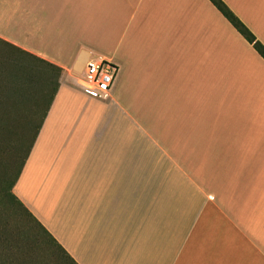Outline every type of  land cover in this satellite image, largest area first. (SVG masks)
Listing matches in <instances>:
<instances>
[{
  "label": "crops",
  "instance_id": "0c3cea01",
  "mask_svg": "<svg viewBox=\"0 0 264 264\" xmlns=\"http://www.w3.org/2000/svg\"><path fill=\"white\" fill-rule=\"evenodd\" d=\"M224 1L264 43V0ZM7 5L0 42L62 69L14 192L75 262L264 264V58L212 1Z\"/></svg>",
  "mask_w": 264,
  "mask_h": 264
},
{
  "label": "rangeland",
  "instance_id": "374dc122",
  "mask_svg": "<svg viewBox=\"0 0 264 264\" xmlns=\"http://www.w3.org/2000/svg\"><path fill=\"white\" fill-rule=\"evenodd\" d=\"M13 7L17 8L14 13L20 18L22 11L15 4ZM10 9L11 5L1 9L0 16L9 14ZM21 63L25 64L28 70H23ZM43 79L46 80L42 83L45 86L39 83ZM33 80H36V83ZM56 83L55 70L0 42V115L4 117V123L0 125V223L7 224L15 235H23L24 241H27L30 247V254L38 264L72 263L42 234L34 222L26 218L25 213L16 204L5 201L3 191L5 182L14 175L18 166L17 156L25 154L33 137L35 129L32 126L40 121L41 114L35 111L46 106ZM38 96L44 97V100L38 99ZM0 257L10 259L12 264H24L18 253L4 251L1 246Z\"/></svg>",
  "mask_w": 264,
  "mask_h": 264
},
{
  "label": "trees",
  "instance_id": "16d2710c",
  "mask_svg": "<svg viewBox=\"0 0 264 264\" xmlns=\"http://www.w3.org/2000/svg\"><path fill=\"white\" fill-rule=\"evenodd\" d=\"M212 3L221 11V13L232 23V25L246 38L248 42H250L253 47L258 51V53L264 58V43L257 38V36L254 34V32L242 21V19L228 6V4L224 0H211ZM8 46L12 47L13 49L17 50L18 52L30 57L33 60H36L42 64L48 65L49 68L53 69L57 73V83L55 86V89L50 97V100L47 102L46 106H43L42 110H36L35 113L41 114L40 121L35 125L32 126L35 131H33V137L30 141V143L27 145L26 152L24 155H18L17 156V162L18 166L15 170L14 175L11 176V178L6 181V186L4 188L3 197H5V201L7 203H13L16 204L24 213L26 218L31 220L35 223L46 237L50 240V242L58 249V251L64 255V257L69 260L72 264H77L75 260L66 252V250L62 247V245L54 238V236L47 230V228L37 219V217L26 207V205L21 201V199L16 195L14 192V187L18 181V178L22 172V169L25 165V162L32 150V147L34 145V142L38 136V133L42 127L43 121L46 117L47 110L49 109L51 102L53 100V97L58 89L59 86V77L61 75V68L43 58H40L32 53H29L27 51L21 50L18 47L12 46L11 44H8ZM22 67L23 70H28L27 67H25L23 63ZM6 65V64H5ZM31 73L32 70H29ZM32 76V75H31ZM45 77V75H42ZM12 77V76H8ZM36 81V80H35ZM34 80L33 82L36 83ZM46 80L43 79V81L39 82L42 86V83H44ZM44 100V97L38 96V99ZM42 106V105H39ZM4 123V117L0 115V125ZM15 235L13 231H11L6 225H2L0 223V246L4 251L12 252V253H18L20 257H22L24 264H30L31 262L33 264H38V261L34 258L33 255L30 253V247L28 245L27 241H24L23 235L16 233ZM0 264H12L11 260L5 259L0 257Z\"/></svg>",
  "mask_w": 264,
  "mask_h": 264
},
{
  "label": "built area",
  "instance_id": "2783aa9c",
  "mask_svg": "<svg viewBox=\"0 0 264 264\" xmlns=\"http://www.w3.org/2000/svg\"><path fill=\"white\" fill-rule=\"evenodd\" d=\"M117 65L102 55L91 58L86 67L83 88L92 96H103L114 84Z\"/></svg>",
  "mask_w": 264,
  "mask_h": 264
}]
</instances>
